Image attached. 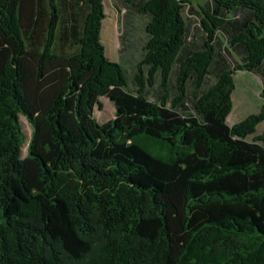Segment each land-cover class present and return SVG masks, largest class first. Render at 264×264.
<instances>
[{"label": "trees", "instance_id": "trees-1", "mask_svg": "<svg viewBox=\"0 0 264 264\" xmlns=\"http://www.w3.org/2000/svg\"><path fill=\"white\" fill-rule=\"evenodd\" d=\"M185 2L205 36L180 57ZM104 9L0 0V264H264V103L227 122L236 72L259 75L264 99V0H146L133 91L106 55ZM101 97L116 109L106 122Z\"/></svg>", "mask_w": 264, "mask_h": 264}, {"label": "rangeland", "instance_id": "rangeland-1", "mask_svg": "<svg viewBox=\"0 0 264 264\" xmlns=\"http://www.w3.org/2000/svg\"><path fill=\"white\" fill-rule=\"evenodd\" d=\"M62 6L66 3H73L74 0H57ZM146 0H103L105 5V18L103 20V39L102 42L106 48V55L113 61H117L125 68V74L127 77V88L130 91L135 89L137 85L135 80L136 70H138L137 63L142 58L144 53V46L149 38V34L146 31V25L151 19L149 13L140 11V6ZM193 2H199L205 5L207 0H191ZM187 23H188V36L185 45L182 48L180 57L184 56V52L197 51L202 48L204 42V32L202 31V24L200 17L196 10L185 2L183 11ZM66 15V11L63 12ZM124 36L125 49L122 50L121 37ZM217 46L219 50L224 47L231 48L224 37L218 35ZM124 46V45H123ZM233 52V58L237 61H241V56L238 50L231 49ZM217 62L213 63L212 71L207 75L203 89L210 87L216 81ZM232 65V64H231ZM179 65L174 66V71L171 72L169 79V93L175 94L177 71ZM236 85L233 94V109L230 115L227 117L229 126L234 125L243 118H247L249 115L258 112L261 109V105L264 102L261 98V90L263 88L262 80L260 76L255 75L253 72H246L240 70L234 75ZM160 80L156 78V84L148 86L146 94L150 100L158 102L160 100ZM193 82H189L188 89L192 91ZM172 96L171 98H173ZM191 98V97H190ZM101 106L95 108V118L98 122H106L116 114L114 103L110 101L108 97H101ZM191 99L186 101V104H181V110L190 109ZM22 129L24 131L26 140L22 146L23 156L28 153V142H30L32 125L27 119L21 115ZM257 133H260L264 129V125H258Z\"/></svg>", "mask_w": 264, "mask_h": 264}, {"label": "crops", "instance_id": "crops-1", "mask_svg": "<svg viewBox=\"0 0 264 264\" xmlns=\"http://www.w3.org/2000/svg\"><path fill=\"white\" fill-rule=\"evenodd\" d=\"M103 35H104V33H103V28H102V38H103ZM124 39H126V38H124V36H122L121 37V39H120V41L122 42V50H124L125 49V40ZM124 45V46H123ZM256 75V74H255ZM259 76V75H258ZM263 86V85H262ZM234 94V93H233ZM262 98V97H261ZM262 100H264L263 98H262ZM234 101V100H233ZM264 103V102H263ZM259 125H264V121L262 122V123H260ZM258 127V126H257ZM257 131H258V129H257ZM264 131V129L260 132V133H262ZM259 133V134H260ZM255 134H258L257 132L255 133Z\"/></svg>", "mask_w": 264, "mask_h": 264}]
</instances>
